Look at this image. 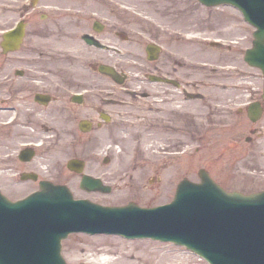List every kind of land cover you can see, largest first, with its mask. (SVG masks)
Listing matches in <instances>:
<instances>
[{
  "label": "rangeland",
  "instance_id": "obj_1",
  "mask_svg": "<svg viewBox=\"0 0 264 264\" xmlns=\"http://www.w3.org/2000/svg\"><path fill=\"white\" fill-rule=\"evenodd\" d=\"M87 8L109 12L108 30L117 26L125 36L139 35V42L112 43L122 51L116 54L77 41L76 28L66 26L77 18L82 20ZM80 9L84 12H78ZM22 16L26 19L27 32L22 46L12 52H4L0 47V102L5 100L7 88L3 87L4 75L13 73L17 67H28L26 59L29 58L37 59L34 64L37 69L46 70L45 76L58 77L60 85L64 80L75 88H86L89 94L83 105H79L64 96L65 88L59 89L60 99L54 107L59 127L47 130L43 124L46 111L39 116L31 108L26 111L24 136H15L10 141L6 132L10 130L0 126L1 152L7 147L12 149L20 138H31L32 133L35 139L44 138L45 148L26 164L36 166L37 163L42 176L66 183L75 197L84 196L103 204L133 200L154 205L167 201L173 197L180 178L199 179L200 167H205L228 190L249 193L264 189V110L256 120H250L238 103L240 98L245 102L260 98L263 77L258 67L243 60L244 49L251 45L254 27L231 5L205 6L198 0H39L36 6H31L30 0H0V39L2 31ZM152 25L164 29H160V34L172 35L177 29L187 31V38L181 44L187 57L188 82L193 83L190 78L199 81L188 87L198 89L203 95L202 106L197 99H191L187 112L168 114V127L161 122L163 116L150 109L146 92L144 45L150 38ZM78 26L83 24L79 22ZM66 30L74 41L64 45L58 40V43L51 42L60 32L64 36ZM201 36L221 37L224 44L204 43ZM58 44L64 50L57 49ZM88 60L92 61L91 65ZM101 60L127 71V85L142 83L144 86L137 94L125 91L111 77L96 70V63ZM12 79L17 83L19 77ZM105 97L113 98L106 106L112 118L109 123L97 126L96 103H103ZM225 101L230 104L221 108ZM6 116L7 111H0V119ZM32 117L36 121L28 122ZM84 117L93 122L87 130L78 127V120ZM73 156L85 160L82 172L101 176L111 189L81 187L82 173L65 164ZM105 156L108 159L104 160ZM16 178L14 173H0V189L12 198L23 195L36 184L34 180L15 181ZM84 246L92 247L90 252H96L94 248H113L106 254L114 261L107 264H209L192 250L170 241L85 231L70 232L62 239L61 252L67 264H96L92 255L83 253L75 257L74 252L85 250Z\"/></svg>",
  "mask_w": 264,
  "mask_h": 264
},
{
  "label": "water",
  "instance_id": "obj_2",
  "mask_svg": "<svg viewBox=\"0 0 264 264\" xmlns=\"http://www.w3.org/2000/svg\"><path fill=\"white\" fill-rule=\"evenodd\" d=\"M200 1L209 5L222 1L232 2L255 26L253 45L245 50L244 58L248 63L261 68L264 96V0ZM22 34L21 22L16 28L3 34L4 39L1 41L3 47H17ZM105 70L113 73L110 68L105 67ZM248 111L251 118L256 119L261 114L262 107L259 102L254 101L249 105ZM67 165L81 169L83 162L71 158ZM199 172L201 181L181 179L173 200L156 208L162 214H166L165 210L170 213L178 209L196 213L200 210L199 207L210 204L208 207L218 211L220 216L212 215L213 225L210 222H190V225L194 226L188 228L200 230L199 236L180 233L179 224L173 225L170 233L158 234V236L187 244L203 253L213 264H264V190L249 194L227 191L216 183L204 168H200ZM81 186L101 190L110 188L99 178L89 175L83 176ZM217 203L219 205L215 206ZM129 206L133 205L110 207L83 199L74 200L70 191L59 184H44L41 191L15 202L0 193V226L4 228V231H0V264H66L60 253L62 237L73 229L93 230L99 226L117 230L119 226H127L120 220V216L124 215V212L132 211ZM107 212L114 213L115 217L106 224L94 223L100 221V213L105 216ZM145 212L147 213L148 210ZM131 224L136 229L133 228L130 234H140L141 232L137 231L140 223L132 221ZM208 230H213L215 231L213 234L218 233V237L220 236L221 251L215 249L213 252L211 247L203 248L205 252L201 251L205 246V241L201 237ZM250 237L253 239H248ZM32 245H36L34 247L36 250L30 249Z\"/></svg>",
  "mask_w": 264,
  "mask_h": 264
},
{
  "label": "flooded vegetation",
  "instance_id": "obj_3",
  "mask_svg": "<svg viewBox=\"0 0 264 264\" xmlns=\"http://www.w3.org/2000/svg\"><path fill=\"white\" fill-rule=\"evenodd\" d=\"M100 2H103V0H100ZM78 12L83 13L84 9H80ZM86 12L87 13L82 20L77 18L73 24L66 26H74L76 28L77 33L75 35V39L77 41L85 44L86 46H92L98 50L115 52L116 54H120L122 51L117 45L112 43H118L119 40H131L133 42H139V35L129 34L125 36L122 29H119L117 26L112 27V30H108L106 18L110 17L108 15L109 12H103L102 10L99 11L92 8H87ZM178 12L180 13V11L177 10L176 13ZM176 13H174V15ZM79 22H81L83 26H78ZM168 28L170 30V27ZM160 29L164 30L162 27H157V25L151 26L150 38L144 45L145 58L143 62L147 66L146 78L148 82V90L146 92L150 98L149 107L151 110H154L155 113L159 112L161 116H163L160 117L162 120L161 122L164 127H168L170 122V117H167L168 114H182L183 112H187L188 101L191 99H197L198 104L202 106L203 104L200 100L203 99V95L198 89L194 90L189 89L188 87L189 85L193 86L195 84H199V81H193L192 78H190L193 83L188 82V64L186 62L187 57L186 53L183 51L184 46L181 44L182 40L187 38L186 30L177 29L176 31H173L172 36L168 33L160 34ZM61 33L63 32L56 34L58 38H51V42L58 40L59 43L64 45L68 41H74L69 30L64 32V36H60ZM26 35L27 32L25 27V34L19 48L24 43ZM147 44L149 45L148 51L146 48ZM58 45L60 46L56 47L57 49L64 50L63 45ZM19 48L15 50H9L7 52L16 51ZM75 59L77 60L78 58ZM26 61L29 62L27 65L28 67H17L13 70L14 74L11 72L4 75L6 77V82L3 84V87L7 88L4 91L5 95L3 96L5 100L0 102V111H7V116L0 119V126L10 130L6 131L7 139L10 141H12L15 136L18 138L25 135V133L22 131V127L24 124H27L25 122L27 121L26 111L28 108L33 109L35 113L39 114V116H41L42 111H46L45 115L47 118L44 120L43 124H45L47 130L56 128L57 126L59 127L58 115L55 112L56 110L54 107L56 105V101L59 102L60 99V88L62 90L65 88L66 92L63 94L65 97H69L68 100L70 102L77 103L79 105H83V102L89 94H86L87 92L79 94L78 91H80L82 87L75 88L70 84L64 83V80H62L63 82H61L62 84L60 85V79L58 77L52 76L51 74H46V76H50V78H47L45 76L46 70L37 69V64H34L37 59L29 58L26 59ZM88 63L91 65L92 61L88 60ZM101 64L111 65L116 72V78L109 75L107 72H102L99 69V65ZM80 65L84 66L85 64L81 63ZM96 65V70L99 73L111 77L113 81L120 84L121 87L127 92L130 91L137 94V90H140L139 88L144 86L142 83L127 85V71L125 72L123 69L118 68L113 62L101 60L98 61ZM15 76L19 77L17 83L15 79H12ZM235 96L240 98V95L238 94ZM112 100V97H105L103 103H96L99 116V120L96 122L97 126H102L103 124L109 123L105 122L103 117L104 113L109 114L110 118H112V112L106 107L112 103ZM234 100L235 98L232 102H234ZM239 100L241 102V98ZM215 103L220 102L217 101ZM228 104L230 103L226 101L223 102L221 108ZM83 119H89L93 124L90 118L84 117L78 120L79 128V122ZM33 121H36V118L32 117L28 122ZM183 122H185V119ZM30 126L33 127L32 125ZM35 138L36 135L32 133V137L29 139H18L12 149H8L7 147L6 150L3 149L2 152L0 151V159L4 158L5 161L13 163V165L10 167L13 169L11 173H15L17 178H21L23 175H28L26 180H34L36 182L32 189L36 188L35 186L39 184L40 179L50 178L41 175L42 173L37 167V163L36 166H30L26 164V162L39 156L41 150H43L45 147H30L27 150H23L24 147L19 146V144L24 141L37 140ZM27 155H30L28 159H22V157H27ZM17 161L19 163H16Z\"/></svg>",
  "mask_w": 264,
  "mask_h": 264
},
{
  "label": "bare ground",
  "instance_id": "obj_4",
  "mask_svg": "<svg viewBox=\"0 0 264 264\" xmlns=\"http://www.w3.org/2000/svg\"><path fill=\"white\" fill-rule=\"evenodd\" d=\"M1 172H4V171H1ZM91 249H92V247H85V250H83L81 252H77V253L74 252L75 257H78L80 254L86 253L87 255H92L91 258L95 259L96 264H107V263L114 261V258L111 255L106 254V252L108 253L110 251H113L114 250L113 248H111V247H101L98 249L94 248L97 250L96 252L95 251L90 252L89 250H91ZM120 257L125 259L122 256H120Z\"/></svg>",
  "mask_w": 264,
  "mask_h": 264
}]
</instances>
